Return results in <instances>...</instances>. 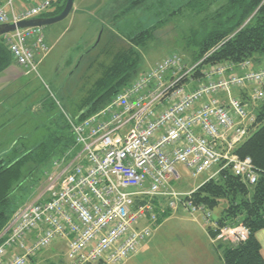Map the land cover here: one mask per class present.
Returning a JSON list of instances; mask_svg holds the SVG:
<instances>
[{"label": "built area", "instance_id": "obj_1", "mask_svg": "<svg viewBox=\"0 0 264 264\" xmlns=\"http://www.w3.org/2000/svg\"><path fill=\"white\" fill-rule=\"evenodd\" d=\"M52 8L42 0L17 6L0 4V25L41 18ZM15 62L37 72V56H47L42 28L3 36ZM188 66L178 53L141 73L97 113L67 117L73 146L53 162L54 172L38 197L15 215L0 238V264H29L58 240L66 242L72 264H124L152 236L158 222L156 198L180 203L217 229L212 212L187 202L171 180L183 165L192 177L215 178L220 170L250 184L257 181L251 158L234 153L250 135L256 115L235 91L247 92L252 105L264 102V68L239 65ZM48 194L45 200L41 198ZM243 226L222 228L214 242L246 241ZM4 238V239H3ZM2 241V242H1Z\"/></svg>", "mask_w": 264, "mask_h": 264}, {"label": "trees", "instance_id": "obj_2", "mask_svg": "<svg viewBox=\"0 0 264 264\" xmlns=\"http://www.w3.org/2000/svg\"><path fill=\"white\" fill-rule=\"evenodd\" d=\"M66 2H51L53 11L42 17L61 14ZM145 2L135 1L132 10L135 11L136 6L138 10ZM159 9L161 18L154 25L134 28L125 36L114 34V38L121 40L124 46L116 52L112 63L95 83L91 95L84 100L78 120L103 109L139 76L142 51L155 38L156 32L172 21L178 20L189 26L185 41L193 65L201 62V67L236 66L245 61L253 65L256 55H264V0L161 1ZM103 33L104 30L101 36ZM97 46L89 48L80 61ZM13 63L11 52L1 36L0 74ZM255 115L257 122L250 135L234 153L240 158H251L257 175L256 183L244 181L228 167L184 198L194 206L212 212V220L218 226L215 230L208 228L212 237H217L225 227L243 225L249 231L246 241L234 244L220 242L217 249L221 251L224 264H264V252L258 239V233L264 230V104L257 108ZM73 143L68 124L64 131L56 133L49 141L30 150L17 149L13 155L0 159V235L19 210L38 196L37 187L52 168L55 158L66 154ZM154 204L160 214L158 201L155 200ZM216 211L219 214L214 218ZM169 214L170 211H165L160 217Z\"/></svg>", "mask_w": 264, "mask_h": 264}, {"label": "rangeland", "instance_id": "obj_3", "mask_svg": "<svg viewBox=\"0 0 264 264\" xmlns=\"http://www.w3.org/2000/svg\"><path fill=\"white\" fill-rule=\"evenodd\" d=\"M14 1L16 5H28L42 0ZM46 1L58 3L60 0ZM135 1L140 0H75L68 18L43 28L50 52L37 74L31 73L25 83L14 85L11 89L13 98L5 99V105L0 106V159L13 155L17 149L30 150L49 141L58 130H65L67 117L78 119L84 100L91 95L95 83L112 63L116 52L124 46L121 40L114 38V34L125 36L134 28H148L161 18V1L182 0H146L142 7L137 10L136 6L133 11L131 7ZM188 28L187 24L176 20L158 30L155 38L142 51L141 73L173 53L181 55L185 64H191L185 41ZM97 44L80 61L81 56ZM252 61L255 66L264 68V55H256ZM2 92L4 89L0 87ZM237 95V92L233 93V96ZM4 152L7 153L2 155ZM176 170L182 176L180 182L171 183L176 192L196 187L198 179L192 177L183 165H177ZM53 172L52 167L37 187L38 194L46 187L48 177ZM47 197L48 194H45L41 200ZM180 208V211H170L164 217H160L161 213L157 210L159 220L156 224L141 222V227L151 225L155 230L154 243L124 264H197L191 257L189 243L193 236L201 240L202 226L197 231L195 227L199 224L190 222L193 216L188 209L183 205ZM218 214L219 211H216L214 218ZM194 216L202 223L201 214ZM59 241L40 254L39 262L29 264H70L66 242L62 241V244ZM217 255L219 257L214 255L210 259L205 254L198 263L224 264L221 254Z\"/></svg>", "mask_w": 264, "mask_h": 264}, {"label": "crops", "instance_id": "obj_4", "mask_svg": "<svg viewBox=\"0 0 264 264\" xmlns=\"http://www.w3.org/2000/svg\"><path fill=\"white\" fill-rule=\"evenodd\" d=\"M6 0H0V4L3 5L5 4ZM17 6H26V5H17ZM54 9V8H53ZM53 9L51 8L50 11H53ZM43 30V28H42ZM43 34H44V37H45V41H46V44L47 46L49 47V49H51V47L49 46V43L47 41V36L45 35L44 33V30H43ZM97 35V33H96ZM95 36H93L94 38ZM50 52V51H49ZM47 57V56H46ZM42 58L40 59V56H37V63H38V68H37V72H38V69L42 63V61L46 58ZM14 60V59H13ZM160 62V61H159ZM191 64H187V65H193L192 64V61L190 62ZM157 64V63H156ZM155 64V65H156ZM154 65V66H155ZM253 68L255 70H259V69H263L262 67H256L254 66L253 64ZM150 69V68H149ZM37 72H31V73H35L37 74ZM145 72V71H144ZM31 73H27L26 70L22 67H20L14 60V63L11 65V67H9L6 71H4L2 74H0V87H2L4 89V92L0 93V106H3V104L5 105V99H9L11 100L14 96V93L12 92V88L14 85H17V84H23L25 83L24 81H26L29 77V75ZM238 93V95L236 97H239L241 98L245 103H247L249 105V108L251 111L254 112V114H256V110L257 108L261 105V104H264V102L262 103H258L257 105H252L250 104L249 102V98H248V95H247V92H241V91H235ZM11 102V101H10ZM61 130H58V132H60ZM7 152H4L2 153V155H5ZM55 161V160H54ZM178 172V171H177ZM179 173V172H178ZM181 179L179 180V182L182 180V176L181 174L179 173ZM196 179H198V183L196 184V187L195 188H190L188 189L187 191L186 190H178L177 192L180 193V194H189V193H192L194 192L196 189H198L207 179H209V176L207 175H200L198 177H194ZM172 181H176V180H171V183ZM178 182V181H177ZM172 186V185H171ZM173 188V186H172ZM155 200L158 201V206H159V209H160V212L163 214L165 211H173V212H176V211H180L181 208V204L179 203L177 205L176 208H171L169 206V203L170 201L168 199H165V198H156ZM154 200V201H155ZM167 201V202H166ZM192 217V216H191ZM159 220V218H158ZM187 221V220H186ZM201 221H202V215H201ZM190 222L194 223V224H199L198 226L195 227V229L198 231V229L200 228L201 232L203 235H201V240H197L196 236H193L191 242L189 243V249L192 253L191 257L194 258V261L197 262V264H201V263H198L202 260H200V258L203 259V256L206 254V256H208V258L210 257H213L214 255L215 256H218L217 253L221 254V251H219L217 249L218 245L220 244V242L222 241H218V242H214L213 238H211V235L209 234L208 232V228L207 226L203 223H200L197 218H195V216L193 217V219H190ZM158 228V227H157ZM156 228V230H157ZM206 228V229H204ZM154 231L153 230V233H152V236L143 244L141 250H145L147 249L148 247L151 248V245L154 243V240H155V235H154ZM258 239L262 245V248H263V252H264V230H262L261 232L258 233ZM58 242V241H57ZM60 243H62V241H59ZM59 243H57L56 245H58ZM63 244V243H62ZM67 249V248H66ZM46 250H49L46 249ZM218 251V252H217ZM43 252L39 253L37 256L34 257V259H31L30 262H33V261H36L34 263H37L39 262L38 258L40 256V254H42ZM29 262V263H30ZM70 264H72V262L69 260Z\"/></svg>", "mask_w": 264, "mask_h": 264}, {"label": "water", "instance_id": "obj_5", "mask_svg": "<svg viewBox=\"0 0 264 264\" xmlns=\"http://www.w3.org/2000/svg\"><path fill=\"white\" fill-rule=\"evenodd\" d=\"M74 2L75 0H67L64 10L61 14L55 16V17H41V18H35L30 19L26 21H22L15 24H6V25H0V37L4 36L9 33H13L17 30H23L27 28H44L46 26L54 25L56 23L64 21L68 16L71 14L73 8H74ZM101 35H99V39L97 42L100 41ZM9 228H7L1 235L0 238H2L5 234H7Z\"/></svg>", "mask_w": 264, "mask_h": 264}]
</instances>
